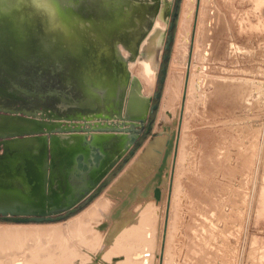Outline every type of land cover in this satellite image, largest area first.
Wrapping results in <instances>:
<instances>
[{"label": "bare ground", "instance_id": "obj_1", "mask_svg": "<svg viewBox=\"0 0 264 264\" xmlns=\"http://www.w3.org/2000/svg\"><path fill=\"white\" fill-rule=\"evenodd\" d=\"M130 1L126 2L133 13L128 12L126 18L111 13L110 24L113 27L97 21L89 28L62 30L58 29L51 8L43 0H0V104H3L0 106L23 109L28 113V119L33 118L32 122L40 124L77 121L75 124L80 125V119L70 120V117L83 116L85 120H93L99 113H109L112 117L124 119L146 117L151 105V91L145 93L143 85L145 90L147 85L154 86L174 0ZM182 2L178 35L173 45L174 67L170 68L166 79L158 118L164 122L161 132L170 131V121L173 122L172 126L178 125V130L171 131L161 153L157 152L159 137L153 138L155 141L152 143L146 142V148H141L99 198L68 222L49 226L38 222L30 224L33 226L20 222L15 223L22 225L0 224V264H158V261L164 264L166 254L162 250L171 206L175 202L173 192L177 179L168 182L167 172L165 177L162 175L169 169L168 157L172 151L176 164L180 159L181 149L177 141L188 115L187 101L191 91L194 88L201 89L202 85L200 79H191L193 59L187 72L177 67L181 60H185L192 33L195 32L196 37L199 34L197 26L204 0ZM123 33H126L124 41ZM129 43L133 44L132 56L131 50L127 48ZM195 56L196 52L192 54L193 58ZM135 63L139 67L134 68ZM203 69L204 65L196 70ZM182 99L185 105H181ZM91 132L96 138L103 137V140L108 141L106 150L112 153V158L116 157L115 153L121 149L111 140L115 132ZM83 135L80 131L56 135L60 155L78 148ZM86 136L88 138L90 132ZM153 152L161 154L151 176L154 182L151 196L153 203L159 206L154 211L155 219L152 214H147L146 221L152 219L151 224L143 225L145 236L136 246L118 244L109 233L120 211L116 209L104 216L96 213L98 206L108 194L128 181L138 171L140 164L150 161ZM261 199L259 210L262 212L264 190ZM125 205L122 203V206ZM92 220L97 224L94 223L96 226L93 228L101 230L94 243L88 239L89 234H92L89 225ZM160 231L163 234L161 254L158 251ZM161 257L164 260L160 263Z\"/></svg>", "mask_w": 264, "mask_h": 264}, {"label": "rangeland", "instance_id": "obj_2", "mask_svg": "<svg viewBox=\"0 0 264 264\" xmlns=\"http://www.w3.org/2000/svg\"><path fill=\"white\" fill-rule=\"evenodd\" d=\"M182 1L176 10V0L173 1L168 20L169 24L174 12H178L165 64V81L160 87L158 79L164 61L163 51L154 86L147 85L145 90L142 83L145 93L151 91L150 104L155 93H161L159 100L154 99L159 107L152 118V130L149 134L142 133L139 137L141 146L125 164H122L124 161L118 164L121 168L117 174L103 181L102 184L107 186L93 200L99 198L146 142L152 143L159 137L157 152L161 153L171 131L178 130V125L172 126L170 121V131L161 132L164 122L158 118L166 79L170 68L174 67L173 45L178 35ZM129 11L133 13L131 8ZM197 28L199 34L196 37V33H192L185 60L177 67L187 72L193 59L191 79H200L202 85L201 89L191 91L187 101L188 115L183 122L180 142L177 141L181 149L179 163L172 158V151L168 157L169 169L162 175L165 177L167 172L168 182L177 179L173 192L175 202L171 206L162 250L166 254L164 264H264V211L259 210L264 190V0H204ZM166 34H170V30ZM165 39L166 35L163 44ZM203 65L204 71L196 70ZM181 103L185 105L183 99ZM157 152H153L150 161L140 164L138 171L98 206L96 213L104 216L116 209L120 211L109 233L118 244L136 246L145 236L143 225L151 224L152 219L146 221L147 214H152L155 219L154 211L158 205L153 203L151 196L154 186L151 176L160 161L161 154ZM167 193L168 187L165 196ZM122 203L126 205L122 206ZM89 204L65 219L43 224L68 222ZM166 205L167 196L165 208ZM33 223L23 225L33 226L30 225ZM94 223L96 221L92 220L90 227L97 225ZM0 224L22 225L1 219ZM164 224L165 217L162 228ZM92 228H89L92 234L88 239L94 243L101 230ZM162 237L161 233L160 254ZM163 260L161 257L160 263Z\"/></svg>", "mask_w": 264, "mask_h": 264}, {"label": "water", "instance_id": "obj_3", "mask_svg": "<svg viewBox=\"0 0 264 264\" xmlns=\"http://www.w3.org/2000/svg\"><path fill=\"white\" fill-rule=\"evenodd\" d=\"M43 1L51 8L58 29L62 30L89 28L97 21L111 27L112 12L124 19L131 8L127 0ZM177 14V11L174 12V18ZM174 18L169 22L167 31L173 30ZM172 41L173 35L166 34L162 47L163 51H167L162 55L164 60L169 57ZM128 45L132 56L133 44ZM160 73L158 82L162 87L167 66L163 65ZM160 95L156 92L154 99L159 100ZM158 107L155 102L146 117L141 118H115L109 113H99L93 119L98 121L90 122L83 116L70 117V120H81L82 125H77L67 121L40 124L32 122L33 118L28 119V113L23 109L0 106V219L12 223H43L62 220L76 213L82 202L93 200V191L108 173L121 161H128L125 155L134 154L132 148L140 144L139 137L152 130V120L147 123L148 115ZM68 131H80L84 135L79 139L78 148L60 155L61 149H58L55 136ZM91 131L101 134L115 132L111 140L121 149L116 151V157L112 158V153L106 150L108 141L103 137L96 138ZM88 132L90 136L87 138Z\"/></svg>", "mask_w": 264, "mask_h": 264}, {"label": "trees", "instance_id": "obj_4", "mask_svg": "<svg viewBox=\"0 0 264 264\" xmlns=\"http://www.w3.org/2000/svg\"><path fill=\"white\" fill-rule=\"evenodd\" d=\"M179 2H180V0H176V8H175V10L177 9V6H178V4H179ZM176 21V18H174V22ZM173 31H174V29L173 30H170V34H173ZM165 52H167V51H165ZM169 53V52H168ZM166 64V60H164L163 61V65H165ZM155 113H156V111L155 112H153V113H151V115H150V120H152V118H153V116L155 115ZM143 136H146L145 134L143 135ZM142 139V138H141ZM140 139V140H141ZM141 141H140V144H137V145H135L134 147H133V149H134V151L135 150H137L138 148H139V146H141ZM131 157V155H128L127 156V158L129 159ZM127 161L125 160L122 164H125ZM121 164V163H120ZM121 165H118V166H116V170L114 169V171H112L108 176H115L116 174H117V171L121 168L120 167ZM107 176V177H108ZM107 186V184H102V185H100L99 186V188L95 191V193H94V197H93V199L94 198H96V196L101 192V190H103L105 187ZM92 201V200H91ZM89 202L90 201H88V203L87 202H84L82 205H81V207L78 209V211L79 210H81L82 208H84L86 205H88L89 204ZM71 215V214H70Z\"/></svg>", "mask_w": 264, "mask_h": 264}, {"label": "flooded vegetation", "instance_id": "obj_5", "mask_svg": "<svg viewBox=\"0 0 264 264\" xmlns=\"http://www.w3.org/2000/svg\"><path fill=\"white\" fill-rule=\"evenodd\" d=\"M171 13H172V11H171ZM134 66H138V65L135 64ZM134 66H133V67H134ZM138 67H139V66H138ZM140 70H141V69H140ZM153 98H154V97H153ZM151 101H152L151 104H154V102H156L154 99H152ZM153 101H154V102H153ZM149 115H151V114H149ZM149 118H150V116H149ZM149 120H150V119H147V122H148ZM115 168H116V167H115ZM115 168H114V169H115ZM111 172H112V170L108 173V175H109ZM108 175H107V176H108ZM107 176H106V178H107ZM106 178H105L103 181H105ZM103 181H102V183H103ZM102 183H101V184H102ZM101 184H100V185H101Z\"/></svg>", "mask_w": 264, "mask_h": 264}]
</instances>
